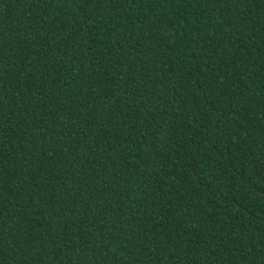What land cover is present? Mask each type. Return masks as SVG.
<instances>
[{
  "label": "trees",
  "instance_id": "1",
  "mask_svg": "<svg viewBox=\"0 0 264 264\" xmlns=\"http://www.w3.org/2000/svg\"><path fill=\"white\" fill-rule=\"evenodd\" d=\"M0 264H264V0H0Z\"/></svg>",
  "mask_w": 264,
  "mask_h": 264
}]
</instances>
